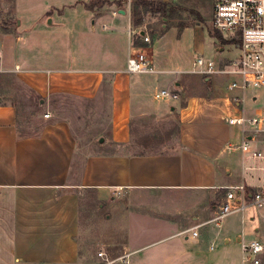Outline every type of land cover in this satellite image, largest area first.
Returning a JSON list of instances; mask_svg holds the SVG:
<instances>
[{"label": "crops", "instance_id": "crops-1", "mask_svg": "<svg viewBox=\"0 0 264 264\" xmlns=\"http://www.w3.org/2000/svg\"><path fill=\"white\" fill-rule=\"evenodd\" d=\"M15 1L19 8L21 0ZM71 1L70 6L80 5V0ZM61 2L45 4L43 14L51 15ZM90 11L92 17L79 12L78 25H65V15L59 13V26L51 19L43 28L40 16L17 35L0 34V72L13 74L43 105L57 96L96 101L108 91V142L125 147L138 137L136 120L154 114L159 118L169 105L174 111L187 95V104L177 110L180 150L91 156L73 182L76 140L68 123L47 122L38 134H26L15 105H0V264H93L82 258L78 242L85 191L111 204L125 194L143 197L125 206L124 213L140 217V223L127 225L123 252L116 259L125 257L128 264H242L243 243H264V208L256 210L259 222L247 212L227 217L220 228L209 221L230 187L244 185L252 193L264 185V160L243 154L242 129L227 122L243 113L264 115L257 91L251 95L253 105L244 108L237 101L239 93L229 86L227 91L212 88L213 76H205L208 93L183 94L180 80L158 78L180 72L152 57L155 75L129 74L132 49H145L142 31H136L127 11L124 15L112 8L102 17ZM216 61L227 64L219 56ZM163 89L174 90L180 99L155 101ZM256 137L249 139L250 145L260 149L263 137ZM229 144L237 151L228 153ZM246 161L259 164L263 175L246 178ZM156 194L158 199L144 198ZM184 231L189 232L180 235Z\"/></svg>", "mask_w": 264, "mask_h": 264}, {"label": "rangeland", "instance_id": "rangeland-1", "mask_svg": "<svg viewBox=\"0 0 264 264\" xmlns=\"http://www.w3.org/2000/svg\"><path fill=\"white\" fill-rule=\"evenodd\" d=\"M102 1H104V5H101ZM145 1L152 2L154 7L163 5L166 10L165 13H158L155 10H142L143 22L136 27V31H143L150 38L149 43H144L147 54L152 59L163 60L167 70L180 72L178 75L169 73L158 78L171 82L175 79L180 80L183 94L188 92L208 93L210 88L205 82L206 77L192 73L194 61L199 58L216 61L219 56L228 63L239 53V39H234L235 34L233 32H217L213 26L214 0ZM51 2L59 3L61 1L21 0L18 8L15 0H0V34L17 35L21 28L33 27L40 16L44 17L43 28L48 27L51 19L59 26L62 21L59 13L65 15V25H78L79 20L76 19L79 12L80 17L81 15L92 17L91 11L87 8L92 4L96 5L94 11L99 13L100 17L105 16L112 8L127 11L132 16L135 5V0H80V5L70 6L71 0H63L61 7H57L58 12L55 8L51 11V15L43 14L45 4ZM132 21L133 23L135 21L133 17ZM43 35H46L45 31H43ZM222 40L226 41L227 44L222 45ZM221 48L224 51L219 52L218 49ZM182 71H184L183 74ZM0 74L2 73L0 72ZM213 79L212 88L227 91L232 77L216 75L213 76ZM234 93H239L240 97L244 98L242 103L244 108L253 105L251 100L253 91H248L245 94L239 91ZM255 93L258 101H261L264 107V88ZM186 99L187 95H183L174 111L170 110V105L167 106L166 114L159 118L154 114L135 121L138 139L154 141L153 144L155 145L150 149L151 151L172 153L180 150L178 132L180 115L177 110L187 104ZM6 104L15 105L18 108L21 130L26 134H38L47 122L65 121L68 123L76 140L74 170L71 177L73 182L80 179L82 169L91 156L113 153L131 155L133 152L135 153L132 148H119L108 142L110 137L108 91L104 97L96 101L72 96H57L52 98L49 105H37L36 97L25 84L16 79L12 80L10 77H0V105ZM47 113L51 115L48 120L45 118ZM101 138H104L103 143L99 142ZM236 151L237 147L234 144H229L227 152L234 153ZM245 166L247 167L246 178L263 175L262 170L258 168L259 164L246 161ZM252 167L255 169H249ZM219 195L218 200L221 201L224 193L220 192ZM158 196L156 194L144 198L151 200L158 199ZM142 198L125 194L119 198V203L111 204L109 201H98L94 192L85 191L82 194L78 242L84 260L93 264H106L104 260L99 258L100 252L106 253L110 260H117L116 258L123 252V244L127 239V225L132 224V222L134 224L140 223V217H136L135 214L127 216L124 213L125 206L130 200ZM148 211H151V208ZM246 212L257 217V221L259 220V212L254 208L248 209ZM135 242L138 243L141 240ZM114 264H120V262ZM261 264H264V256Z\"/></svg>", "mask_w": 264, "mask_h": 264}, {"label": "built area", "instance_id": "built-area-1", "mask_svg": "<svg viewBox=\"0 0 264 264\" xmlns=\"http://www.w3.org/2000/svg\"><path fill=\"white\" fill-rule=\"evenodd\" d=\"M213 26L217 32H233L234 39H239V53L227 64L221 66L214 60L199 58L193 63V74L206 77L215 75H228L233 78L229 85L230 92L239 91L245 94L248 91H258L264 88V0H214ZM136 34L132 32V35ZM143 43H149L150 38L144 34L141 36ZM233 39V40H234ZM133 48V47H132ZM1 56V53H0ZM129 74L153 75L156 74L152 59L145 49L133 48L127 62ZM179 94L174 90L163 89L157 92L154 98L158 101H178ZM242 104L244 98H237ZM51 115L47 113L46 119ZM227 122L231 126H239L242 129L244 140L240 146L243 154H250L255 160H264V115L257 114L247 116L243 113L237 118H230ZM261 135V148L253 149L249 139H255ZM261 210L264 208V185L250 193L243 186L230 187L227 190L225 200L220 205L216 216L209 221L220 228L223 221L232 215L243 214L248 209ZM264 221V218H263ZM189 231L180 235L185 236ZM197 237L198 233L193 232ZM242 264H261L264 256V243L255 240L242 244ZM99 258L106 264H114L123 261L128 264L125 257L110 260L104 253H99Z\"/></svg>", "mask_w": 264, "mask_h": 264}, {"label": "trees", "instance_id": "trees-1", "mask_svg": "<svg viewBox=\"0 0 264 264\" xmlns=\"http://www.w3.org/2000/svg\"><path fill=\"white\" fill-rule=\"evenodd\" d=\"M99 3V2H98ZM108 4V2H106ZM104 1H102L101 5H104ZM113 5V4H110ZM155 5L152 2L149 1H145V0H135V5L133 8V12H132V17L135 20L134 21V26L138 27L142 24L143 20L141 18V13L142 10L144 11H149V10H155V12H163L165 13L166 10L164 9L163 5H157V7H154ZM87 8L89 10H94L96 8L95 4H92L90 6H87ZM143 32V31H142ZM226 41L222 40V45H226ZM0 77H10L13 79H16V77L13 74L10 73H2L0 74ZM17 80V79H16ZM43 99L40 97H37V105H40V102ZM91 101V100H90ZM15 108L17 109V114L19 116V111L18 108L15 106ZM153 140H143V139H138V137H135L134 135V139L132 140V142L127 145V147H125V145H114L116 147L119 148H127V149H134L135 153L133 152V156H145V155H149L152 154L153 151H151L150 149L154 147L155 144H153ZM152 144V145H151ZM156 153V152H153Z\"/></svg>", "mask_w": 264, "mask_h": 264}, {"label": "water", "instance_id": "water-1", "mask_svg": "<svg viewBox=\"0 0 264 264\" xmlns=\"http://www.w3.org/2000/svg\"><path fill=\"white\" fill-rule=\"evenodd\" d=\"M121 13L125 15V14H126V11H121ZM144 34H145L144 32L140 33V35H142V36H143ZM43 104H44V100H42V101L40 102V105H43ZM99 142H100V143H103V142H104V138H101V139L99 140Z\"/></svg>", "mask_w": 264, "mask_h": 264}]
</instances>
